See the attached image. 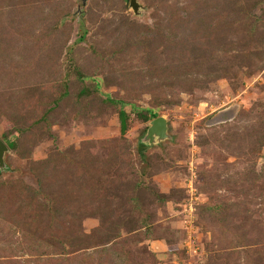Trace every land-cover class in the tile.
<instances>
[{
	"label": "rangeland",
	"instance_id": "1",
	"mask_svg": "<svg viewBox=\"0 0 264 264\" xmlns=\"http://www.w3.org/2000/svg\"><path fill=\"white\" fill-rule=\"evenodd\" d=\"M136 2L0 0V264H264V0Z\"/></svg>",
	"mask_w": 264,
	"mask_h": 264
},
{
	"label": "water",
	"instance_id": "2",
	"mask_svg": "<svg viewBox=\"0 0 264 264\" xmlns=\"http://www.w3.org/2000/svg\"><path fill=\"white\" fill-rule=\"evenodd\" d=\"M83 3L85 0H82ZM130 6L133 8L134 11H137L138 3L136 0H129ZM166 130V120L163 116H156L150 121V125L148 128V134L152 136L153 134H157L160 137L165 135ZM6 146L0 141V162H1V154Z\"/></svg>",
	"mask_w": 264,
	"mask_h": 264
},
{
	"label": "trees",
	"instance_id": "3",
	"mask_svg": "<svg viewBox=\"0 0 264 264\" xmlns=\"http://www.w3.org/2000/svg\"><path fill=\"white\" fill-rule=\"evenodd\" d=\"M124 116H125V113H124L123 110H121L119 112V120H120V123H121L122 127L124 126Z\"/></svg>",
	"mask_w": 264,
	"mask_h": 264
}]
</instances>
